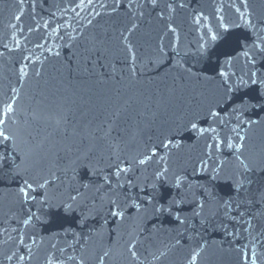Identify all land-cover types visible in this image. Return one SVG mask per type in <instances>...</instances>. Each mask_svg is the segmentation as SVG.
<instances>
[{
    "label": "water",
    "instance_id": "95a60500",
    "mask_svg": "<svg viewBox=\"0 0 264 264\" xmlns=\"http://www.w3.org/2000/svg\"><path fill=\"white\" fill-rule=\"evenodd\" d=\"M261 41L264 0H0V264H264V89L219 75Z\"/></svg>",
    "mask_w": 264,
    "mask_h": 264
},
{
    "label": "snow or ice",
    "instance_id": "6c2138e0",
    "mask_svg": "<svg viewBox=\"0 0 264 264\" xmlns=\"http://www.w3.org/2000/svg\"><path fill=\"white\" fill-rule=\"evenodd\" d=\"M148 2L153 6H157L158 4V0H148ZM245 7H247V0H243ZM171 7V6H169ZM180 7H183V5L181 4ZM237 11H239V9H237ZM241 20H244V15L242 14L240 17ZM246 26L247 27H254V25L252 24V21L249 19L247 21H245ZM173 31H175L173 29ZM213 39H215V37H213ZM255 48L258 49V52L260 54H264V41H261L260 44L255 45ZM257 53L253 52L252 54H249V52H245L244 56L246 57L245 60V66L244 69L241 70V72L239 74L233 72L231 74L220 71L219 75L221 77H223V81L221 84V87L224 88L225 91V95L233 92L236 89H239L241 87H255V88H261L264 89V73H260L258 70L255 69V64H256V60H255V55ZM201 57H206L207 56V50H202L200 53ZM229 65L231 64V61L227 62ZM252 65V67H249L248 65ZM190 72L191 75H195V73H191V70H187ZM232 77H237L235 80H232ZM231 81V82H230ZM244 105L243 103H241L240 108H243ZM236 109H234L235 111ZM210 114L212 116H218L219 113L217 112H210ZM4 123V121L0 120V125H2ZM193 128L196 127L195 124L192 125ZM12 139V135L10 133H8L5 129L0 128V144L7 142L9 140ZM241 139V144L237 145V152L240 153V155L237 156V171L234 173L233 177H232V183L235 185V190L237 192H239L241 189H243L245 187V180L247 179V173L252 172L253 166L250 162H248V159L246 157H243V152L242 149L244 147L243 145V140L244 137H240ZM148 158L145 159H139L138 163L140 165H143L146 163V160ZM10 162V157L8 155H6L3 152H0V169H3L4 167H6L8 165V163ZM131 170V167H120L119 165H117V172H116V176L119 177L121 172H129ZM219 168L215 169V171L217 173H219ZM163 173H161L162 175ZM215 178V177H214ZM107 179V178H105ZM109 183H111L109 181ZM26 184V188L31 189L32 188V184L28 183L27 181H25ZM181 184V180L180 178H177L176 180V186L180 187ZM43 186V185H41ZM20 192L23 194L24 198L27 199L28 197V193L26 191L25 188H21ZM253 196H258L259 199L261 201H264V189L259 190L257 193H250ZM178 203V202H177ZM112 204V208H110V212L111 215L115 216V217H123V212L118 210L119 209V204L116 200H112L111 201ZM136 207L139 209L140 205H136ZM199 208L202 210L204 208V204L203 203H199ZM198 215L200 213H197ZM177 220H179V217H176ZM180 223H184V221L180 220Z\"/></svg>",
    "mask_w": 264,
    "mask_h": 264
}]
</instances>
